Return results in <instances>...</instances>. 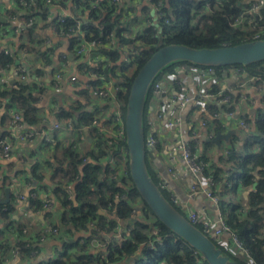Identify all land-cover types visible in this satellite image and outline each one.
I'll return each instance as SVG.
<instances>
[{
  "label": "trees",
  "instance_id": "trees-1",
  "mask_svg": "<svg viewBox=\"0 0 264 264\" xmlns=\"http://www.w3.org/2000/svg\"><path fill=\"white\" fill-rule=\"evenodd\" d=\"M20 1L25 4L30 2V0H15L16 7L20 10L22 9ZM32 1L33 4L28 7L26 15H23L27 18H34L45 12L47 8L45 0ZM67 1L60 0V4L64 7ZM93 1L71 0L78 10L75 11L80 12V14L75 13L71 17H66L65 22L59 28L63 33L69 34L76 23V18L85 16L88 13L89 20L82 25L86 41H100L106 44L108 38H113L117 42L133 45V47L138 42L142 49L133 56L132 63L129 64L130 66L134 65L131 76L127 75L126 68H122L123 64H128L126 62L120 64V69L119 67H112L108 62L99 63L100 68L95 70L96 76L103 78L105 82L116 81V96L124 104H126L134 75L159 48L169 44L185 45L196 49L220 48L250 41L247 34L230 27V22L239 14V0L226 1L218 10L207 9L206 0H153L154 5L158 3L160 5L159 10L162 18L159 19V22H161L163 32L158 33L152 27H147L143 30L142 35L139 33L134 36V40L132 37L124 35L129 30L124 22L120 21L123 12L120 11L117 5H113L109 0H106L105 3L92 7L91 3ZM23 8L27 7L24 6ZM177 17L183 19L179 27H175L174 20ZM165 20H167V24H165ZM94 21H100V24L98 25ZM6 23L0 22V26L4 27ZM33 32L34 26L25 29L23 32L27 42L31 44H34ZM102 54L110 62L120 59L118 51L112 50V48L103 51ZM13 58V55L5 53L0 48V72L12 65ZM182 63L196 66L188 62ZM231 67L243 68L249 76L260 77L259 85H263L264 61L247 66L216 67L215 69L220 71ZM83 69V72L85 70L89 72L90 70L89 67ZM166 69H170V72L173 71V64L163 69V72H166ZM100 85L90 82L87 89L81 91V96L85 97L84 99L87 102L91 101L92 94L96 92ZM90 89L92 93H90ZM42 92L41 87L28 86L25 83H17L10 87L0 86V104H4L5 107V114L0 119L1 127H8L7 111L12 108L21 114L27 129H39L42 118L38 101ZM148 95L150 94L146 96L143 113L144 134H146L145 112L149 100ZM229 96L232 105L239 103L241 96L239 93L235 95L229 93ZM262 100L264 101V96ZM80 109H82V106L78 105L70 107V109H62L55 115L59 121L70 119L74 131L80 130L83 133V128L92 126L93 120L96 119V113L84 110L79 116H76L75 112ZM207 109L211 115L216 111L214 107ZM259 111L255 114L254 119H251L247 114L242 116L250 123V128L247 130L249 131L247 139L240 140L243 147L241 154H237L234 150L225 149L220 157L223 159L225 156L221 164L223 166L230 165L229 171L231 175L233 174V177L235 176L233 166L242 170L240 184L243 187L252 189L255 184V188L249 192L246 202L232 207L230 210L228 209L229 211L225 216L219 210L225 224L237 237L254 264H264V244L259 239V234L264 225L261 214L264 206V111ZM211 124L215 127L220 126L217 120H214ZM91 128L94 131L97 130L95 127ZM7 136L8 132H2L0 141ZM94 138L96 154L93 152L85 153L93 159V163L83 162L86 155L81 154L77 142L69 145L57 143L54 146L51 184L54 199L60 206V219L57 223L61 228V232L58 237L62 234L63 236L68 235L67 237L72 239L69 241L64 238L57 256L38 264H208L198 252L194 251L185 241L168 230L154 217L140 199L130 179L111 177L117 168V163L105 167L99 163V158L110 157L112 153L117 154L115 149L118 147L115 143L108 146L96 133ZM200 157L203 161V152L200 153ZM35 171V179L40 180L41 176L36 175ZM148 172L163 196L169 201L168 190L162 189L158 178L152 175L149 169ZM222 173H225L223 168L217 163H212L211 169L207 170L205 176L212 178L215 184L222 186L223 189L231 187L233 181L230 179V173L225 180L220 177ZM9 181V176L3 177V186L8 185ZM30 205L35 210H41L43 202L38 196H35L30 198ZM138 206L141 208L140 211L134 212ZM174 207L183 214L178 207ZM100 210L105 211V214L101 215ZM241 210L245 212L242 213ZM12 212L13 207L9 203H0V223L8 221ZM93 222L98 227L97 230L91 227ZM8 224L5 227H0V264H8L7 256L11 250L17 252L23 259L32 257L33 253L36 254L39 251L37 240L40 234L36 233L31 237L32 242L26 244V239L22 233L23 228L21 227L15 228L19 240L14 246H10L6 237V233L9 232ZM120 224L124 225L125 231L122 234L126 238L125 241L113 239L116 228ZM9 225L12 226V222ZM197 228L201 230L199 226ZM152 230H156V233L152 234ZM100 231H104L112 238L106 245L102 259L99 258V253L92 252L89 247L91 237H99ZM213 242L231 260L239 264H247L240 255H233L217 242ZM78 244H80L79 250L84 252L83 255L71 253Z\"/></svg>",
  "mask_w": 264,
  "mask_h": 264
},
{
  "label": "crops",
  "instance_id": "crops-1",
  "mask_svg": "<svg viewBox=\"0 0 264 264\" xmlns=\"http://www.w3.org/2000/svg\"><path fill=\"white\" fill-rule=\"evenodd\" d=\"M17 8L18 7H16L15 0H0V11L2 12V14H0V19H5V21L0 20V22L3 24L7 22L4 27L0 26V48H8L11 51V55L14 57L12 65L0 72V86L10 87L16 85L18 83L17 71L19 68H22L27 75V79L24 83L28 86L36 85L41 87L43 92L39 96L38 101L40 116L42 118V122L38 130L40 131L41 135L26 142L20 143L18 141H12V149L9 155L6 158H0V191L2 192L0 199H4V189L7 188L6 184L3 186V177L9 176V183L14 182L15 185L14 189L11 190L9 198V205L13 207V212L8 221L5 223L2 222V224L0 223V227L2 228L5 227L6 224H10L12 222V226L8 224L7 228L9 232L6 233L8 244L10 246H14L19 240L18 233L15 231V228H23V230L26 232V234H24L25 239H31V237L40 231V225L42 224V221L48 220L50 217H47V212H39V214L36 215V210L30 205V198H32V195L35 194V196H38L39 199L43 201L46 196H49L50 194L51 196L53 195L51 176L53 174L55 144L58 143L64 145V143L70 144L77 142L81 154L86 155L85 153L88 152H96V149L94 148V136L96 130H92L91 127L83 128V133H81L80 130L68 132L63 127H60L59 129L54 128L55 124H62L63 122L57 120L55 115L56 113H59L62 111V109H70V107H76L78 105L84 108L80 109L78 112H75L77 114L76 116H79L84 110L87 112L94 111L96 113V117L100 119L98 122V127L106 124L108 120L107 118L110 116L111 110L104 106L105 103L102 105L104 106L105 111L100 112V109L97 110L103 101L95 93L92 94L91 102H87L84 99L85 97L81 96V91L87 89L90 82H95L97 85L101 83L98 81L97 77L93 76V74L87 72L86 70L83 72V68L89 66V68H91L94 65H99V63L102 64L104 62H108L112 67H119L123 61L120 55V59L118 61L116 60L110 62V60L103 56V51L95 53L91 52L86 60H81L75 57V55L72 53L71 38L63 33L57 32L52 27L60 14H80V12H77L78 10L76 5L74 2L72 3L71 0H68L67 4L62 8L47 6L45 12L35 16L33 32L34 44L28 43L26 37L23 35V32L25 31V28L23 29L24 25L22 23L24 12ZM119 9L123 12V15L120 17V21L124 22L129 30L128 32L124 33L125 36L134 37L144 28L151 27L149 20H138L144 15H147L150 10H153V8L149 6L147 2L143 0H121ZM10 18L13 19L12 21L8 22ZM77 18L83 19V23H86L89 20L88 13H86L85 16H80ZM94 22L98 23V21ZM18 29H20L19 32H16L15 30ZM17 54H19V56H17ZM15 61H18V64L13 68ZM86 61L89 63V66L87 65ZM57 72L62 73L65 78L56 87L54 85V80L55 74ZM226 73L228 74V72ZM70 76H75L76 82H69L67 77L69 78ZM231 76H233L231 73L228 74L224 84L229 82V84H231L230 86L233 87L237 82L244 79L246 80V77L242 76L239 77V81H237ZM104 85L109 86L111 92L116 95V91L113 90V87H117L116 81L110 80L104 82L103 86ZM184 86L186 92L193 95L198 89L199 84L195 80L191 79L186 82ZM244 88L245 89L243 92L245 93L246 98L243 100L242 105L241 103L238 105V116L242 117L243 115L247 114L251 119H254L255 114L259 110L264 111V101L262 100L263 97H261V93L258 92L257 89H252L249 84H246ZM90 93H92L91 89ZM97 100L102 102L97 104ZM165 102H167L169 106L172 105V103L169 102V99H165ZM169 106L165 111L164 119L161 121H156L149 109L148 110L150 114L145 116L146 133L149 131L150 133H155L157 135L158 129L162 127L164 128L162 131L164 134L168 132L173 134L171 139L164 137L163 144L166 146L165 149H160L159 145V152L157 154L152 155L151 153L147 152V159L150 163V167H148V169L152 175L158 178L159 184L161 180H166L168 182L169 195L171 193L178 197L180 202L178 205L179 208H181L182 205L186 203L191 211L209 218V210H212L213 208L216 209L218 206H215L209 199L201 196L200 194L196 195L194 198H189L190 186L197 185L199 188H203L204 183H202L201 179L197 177L189 176L187 178H182L181 176V174L186 171V165L182 160H180L178 156L175 155L172 146L176 141L188 140L190 137L187 135L188 132L184 125L181 128L173 129H166L164 127L165 120L172 115V108ZM252 110H255V113L251 116ZM4 114V104H0V119ZM186 115L188 117L193 115L192 112L188 110V108L181 114V117L183 116V118H185ZM227 129L233 131V133H235L234 129L241 130L235 125V121L231 123ZM5 131L8 132V127L3 128L0 124V136L2 132ZM62 132L68 134L66 139L62 138ZM227 132L229 131H223V129L221 131V133ZM241 139L243 138L240 137V140ZM168 143H171V145ZM204 143L207 144L205 141ZM224 143L228 142L222 141L221 148H217V154L213 156L211 161L212 163L219 164L220 167L225 171V173L221 174L223 180L229 177L228 174L230 173V165L223 166L220 161L222 154L221 150H225L223 145ZM41 145L44 146L42 150L40 149ZM200 147L201 149H198L199 153L203 152V144ZM39 150H41L40 155L38 154ZM160 154L167 157L166 160L170 164L169 166L164 165ZM110 157L99 158V163L105 167H108V165H111ZM84 160L86 163L94 162L89 155H86L83 161ZM161 166L166 171L168 168L173 169L176 173V176H171L168 174L167 176H164V172L160 169ZM34 170H36V175L41 176L40 180L35 179ZM111 177L118 178L120 176H118L116 173H113ZM239 185L242 186L240 183ZM223 190L224 189L222 186L217 185L216 192L221 196ZM251 190L252 189L250 188L243 187V191L245 192L242 194V203L246 202ZM16 195H20L24 199L20 200L19 202H14L12 198L16 197ZM54 210H56V212L53 213V217L59 212L60 206L57 204ZM217 210L215 217L212 218V220H215ZM135 212L139 211H136L135 209ZM99 213L104 215L105 211L100 210ZM55 221L58 222L56 219ZM120 226L124 227V225L121 224ZM67 236L62 235L61 237H63V239L66 238V240H70L71 238H68ZM107 236L110 237L109 235ZM26 241L27 240H25V242ZM62 242L63 241L58 236L47 237L42 242H38L37 246H39V251L36 252V254L33 253L32 257L24 259L19 256L17 252L15 253L11 250L7 256L8 264H38L49 261L57 256L58 251L62 247ZM217 242L219 245L226 248L230 244L229 235L222 234L219 236Z\"/></svg>",
  "mask_w": 264,
  "mask_h": 264
},
{
  "label": "built area",
  "instance_id": "built-area-1",
  "mask_svg": "<svg viewBox=\"0 0 264 264\" xmlns=\"http://www.w3.org/2000/svg\"><path fill=\"white\" fill-rule=\"evenodd\" d=\"M106 0H94L91 5L92 7H97V5L101 3H105ZM142 1V0H141ZM148 3L155 11L158 19L162 18V14L159 10V3L154 5L152 3L153 0H143ZM229 0H206V8L207 9H220L224 2ZM109 2L113 5H117L120 7L121 0H109ZM45 3L48 7L52 6L55 8H62L63 6L60 4V0H45ZM24 4V5H23ZM30 4H33V1L30 0L29 3L25 4L23 1H20V6L22 7L21 11L26 15V11ZM27 8H23V7ZM239 14L233 18L230 22V27L238 30L242 33L248 35L250 41H257L264 39V0H239L238 1ZM71 15L60 14L54 22L52 26L57 32L63 33L59 28L65 22V18ZM35 18V17H34ZM33 17H25L22 19V23L24 25L23 29H29L34 26L35 19ZM13 18H10L12 21ZM81 18H76V23L70 30L69 34H65L69 36L72 40V53L75 57L83 60L87 59L91 52H100L106 51L107 49L112 48V50L118 51L121 55L123 61L131 65L132 58L135 54L141 50V46L136 43L133 45H125L121 42L115 41L113 38H108L106 44L102 42H88L85 39V33L82 30V25L85 24ZM100 24V21L97 23ZM165 24H167V20H165ZM22 29V28H21ZM20 29L15 30L19 32ZM4 33V32H3ZM2 33V34H3ZM112 37V36H111ZM131 37V36H130ZM135 37H132L134 40ZM107 47V49H106ZM5 53L11 54V51L8 48L2 49ZM99 50V51H98ZM87 65L89 63L86 61ZM90 67V66H89ZM100 65H94L90 68L89 73L93 74V76L97 77L95 74V70H98ZM134 65L130 67L133 69ZM216 67H203V66H192L187 65L186 63L176 62L173 63V71L171 72H163V70L158 73L155 77L153 83L150 85L148 93L150 94V100H156L160 104V109L154 111L152 107L148 109L151 111L156 121H161L164 119L165 111L167 110L169 104L165 102V99H169V102L172 103L169 107L172 108L171 114L177 112V115L174 119L167 118L164 122V127L166 129L173 128H181L183 125L185 126L189 139L183 141H176L172 146L175 155L182 160L186 165V171L181 174L182 178L197 177L201 179L202 183H204L203 188H199L197 185L190 186L189 198H194L196 195H201L207 199H209L215 206L219 205L221 195L216 192L217 185L213 181L212 178L205 176V173L211 165L208 162L202 161L200 157V153L198 149H201L200 146L204 143L205 139H209L210 141L215 137L216 133H210L209 125L214 120H217L220 126L216 127L217 132H221L223 128L229 127L231 123L235 121V125L238 126L241 130L247 131L250 128V123H248L243 117H239V103L240 101L245 100V93L243 90L244 86L249 84L252 89H257L258 92L264 94V83L263 85H259L260 77L249 76L248 73L240 67H231L228 69H222L217 71ZM232 74L233 78L239 81V77H246V80H242L237 82L233 87H231L228 83H225L228 74ZM88 73V74H89ZM64 75L62 73L57 72L55 74L54 85L57 87L58 84L64 79ZM27 79V75L24 72V69L19 68L17 71V81L18 83H24ZM69 82H76L75 76L67 77ZM101 85L98 89L97 96L103 101L97 110L105 111L104 106L108 107L111 110L110 116L107 118L106 124L98 127V122L100 119L96 117L93 120L91 127H97L96 134L101 137L108 146H111L113 143L117 145V149H115L117 154H113L110 157V164H116L117 168L114 173L120 176L122 179L129 180V169H128V149L126 145V132H125V109L126 104L122 101L118 100L117 96L111 92L109 86L104 84L105 80L103 78H98ZM195 80L198 82L201 90H196V92L191 95V93H187L184 84L189 80ZM228 84V85H227ZM114 91H117V87H113ZM229 93L240 94L239 103L232 105L231 97ZM207 102V104H203ZM103 103H105L104 106ZM214 107L216 108L215 113L211 115L207 108ZM188 110L193 112V116L188 117L186 115L185 118L181 117V114ZM233 108V110H231ZM8 113V136L0 141V158H6L12 149V141L18 142H26L30 139L41 135L38 129H27L23 123V118L21 114L15 109H9ZM195 115V116H194ZM63 127L66 131L72 132L74 131L72 122L70 119H66L62 122V124H55L54 128L59 129ZM64 145H69V143H64ZM145 149L146 152L155 155L159 152V141L157 139L156 134L150 133L149 131L145 134ZM86 162L85 160L83 161ZM167 174L171 176H176V173L173 169L168 168ZM115 178V177H112ZM15 187L14 182H10L7 185V188L13 190ZM160 187L162 189L169 190V184L166 180L160 181ZM69 192V190H68ZM33 197L35 194L32 195ZM169 202L178 207L180 204L179 199L176 195L171 194L169 196ZM14 202H19L24 199L20 195H16V197L12 198ZM42 209L36 210L35 214H39V212H47L48 220L42 221L40 225V237L38 238V242H42L45 238L50 236H58L61 232V228L58 226V223L51 219V215H53L56 210L57 202L54 199V196L51 194L46 196L42 201ZM179 208V207H178ZM180 211L186 212V219L194 225L200 227V231H202L208 237H211L213 241L217 242L219 236L222 234H228L230 238V244L225 248L228 252L233 255H240L247 264H254L253 260L249 257L247 251L242 247L237 237L232 233L231 229L225 224V221L220 212H217L215 220L207 218L206 216H201L198 213L191 211L187 204H183ZM135 212V211H134ZM244 213V210H241ZM261 214L264 219V206ZM91 227H96L95 222L91 223ZM125 231L124 227L117 226L116 233L114 234L115 240L125 241L126 238L122 234ZM37 233V234H38ZM156 230L152 231V234H155ZM23 234L26 232L23 230ZM97 236H92L89 242V247L92 252L99 253V258L102 259L104 256V252L106 250V245L112 240L111 237H108L104 231H100ZM105 239V240H104ZM109 239V240H108ZM259 239L264 244V225L259 234ZM26 244L31 243V239H26ZM108 240V241H107ZM16 253V252H15Z\"/></svg>",
  "mask_w": 264,
  "mask_h": 264
},
{
  "label": "water",
  "instance_id": "water-1",
  "mask_svg": "<svg viewBox=\"0 0 264 264\" xmlns=\"http://www.w3.org/2000/svg\"><path fill=\"white\" fill-rule=\"evenodd\" d=\"M5 21V19H0ZM84 22V20H82ZM264 61V39L247 41L233 46L196 49L185 45L169 44L156 50L133 77L126 101L125 132L128 149V169L130 180L142 202L154 217L168 230L185 241L198 252L208 264H239L224 255L211 237L192 225L161 193L152 180L146 163L145 134L143 113L146 96L155 77L167 66L176 62H188L203 67L247 66ZM18 64L15 61L13 68ZM264 94L261 95L263 97ZM255 110L251 111V116ZM233 131L217 132L207 143H213L218 149L222 141L228 142ZM160 169L167 176V171ZM255 188V184L252 189ZM11 190L4 189L1 204H8ZM140 207L136 211H140Z\"/></svg>",
  "mask_w": 264,
  "mask_h": 264
},
{
  "label": "rangeland",
  "instance_id": "rangeland-1",
  "mask_svg": "<svg viewBox=\"0 0 264 264\" xmlns=\"http://www.w3.org/2000/svg\"><path fill=\"white\" fill-rule=\"evenodd\" d=\"M0 14H2L1 11H0ZM146 19L149 20V23H150L151 27L153 29H155L158 33H162L163 32L162 27H161V22H159V19H158L157 15H156V11L154 9L150 10L147 15H144L141 19H138V20L139 21H143V20H146ZM174 22H175V27H179V25H181V23L183 22V19L181 17H177V18H175ZM146 28H144V29H146ZM143 30L140 32V35H142ZM17 56H19V54H17ZM130 67L131 66L129 64H123L122 65V68H126L127 69L126 73H127L128 76H131L133 74V71H134V69H130ZM119 69H120V67H119ZM166 72H170V69H166ZM98 89H96L95 94H97ZM198 89H199V91L201 90L200 87ZM89 102H91V101L89 100ZM101 102L102 101H100V100L98 101L97 100L96 103L99 104ZM240 103L242 105L243 101H240ZM203 104H207V102H204ZM149 107H152L154 109V111H157V110L160 109V104L156 100H150L149 99L148 103H147L145 116L146 115L148 116L150 114V112L148 110ZM83 108L84 107H82V109ZM87 108H88V106H87ZM259 112L261 113L262 111H259ZM192 114H193V112H192ZM176 115H177V112H174L171 115L170 119H174V117ZM163 129L164 128L160 127L158 129L157 135H156L157 139L159 141L160 149H165V147H166L163 144L164 137H168L169 139H171L172 136H173V134L170 133V132L164 134L162 132ZM224 130L231 131V130H229L227 128H223V131ZM234 130H235V133L231 136L230 142L229 143H224L223 145H224V149L234 150L237 154L240 155L241 151L243 149V147L241 145V142H240V137H242L244 140L247 139L249 131H245L244 132L243 130H238V129H234ZM209 131H210V133H217V129H216V127L214 125H209ZM61 135H62L63 139H66L68 137V134L65 133V132H62ZM168 144L171 145V143H168ZM43 148H44V146L41 145L40 149L42 150ZM41 150H39V152H38L39 155L41 154ZM221 151L223 152V149ZM215 154H217L216 145H214L213 143L203 144V155H204L203 161L208 162L212 166V162L211 161H212L213 156ZM160 157H161V160L164 163V165H166V166L170 165L167 162V160H166L167 157H165L162 154H160ZM224 157H223V159H224ZM223 159L220 158V161L222 162ZM147 165H148V167H150V163H149L148 159H147ZM231 166H232V164H231ZM233 169L235 171V176L233 177V174L231 175V173H230V179L233 181V184L231 185V187H226L223 190L222 196L220 197L221 202H220L219 206L216 207V209L213 208L212 210L211 209L209 210L210 211L209 212V218L210 219L215 217L217 209H218L217 212L220 210V212L223 213V215L225 216V214L232 207H235V206L240 205L242 203V194L245 192V191H243V186L239 185L240 181L242 180V170L235 168V166H233ZM220 177H221V175H220ZM0 196H2V192L1 191H0ZM169 200H170V198H169ZM183 215L186 217V212L185 211H183ZM53 218H55L56 220H59L60 219V213L59 212L56 213V215L54 217L52 215L51 219H53ZM61 235L59 237L63 241V237H61ZM79 247H80V244H78L76 246V249L72 250L71 253H76L77 255H83L84 252L82 250H79Z\"/></svg>",
  "mask_w": 264,
  "mask_h": 264
}]
</instances>
